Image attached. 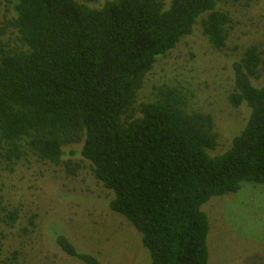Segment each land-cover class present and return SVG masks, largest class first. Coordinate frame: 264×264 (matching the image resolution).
I'll return each instance as SVG.
<instances>
[{
  "label": "trees",
  "instance_id": "1",
  "mask_svg": "<svg viewBox=\"0 0 264 264\" xmlns=\"http://www.w3.org/2000/svg\"><path fill=\"white\" fill-rule=\"evenodd\" d=\"M94 1L0 0V163L34 160L69 177L88 168L150 264H208L203 207L244 183L264 186V50L252 45L232 65L229 102L249 119L219 155L215 120L193 109L187 88L155 86L146 102L139 94L198 24L215 50L227 49L233 20L220 3L257 0ZM19 211L0 192V227L14 226ZM55 242L83 264H102L63 234Z\"/></svg>",
  "mask_w": 264,
  "mask_h": 264
},
{
  "label": "rangeland",
  "instance_id": "2",
  "mask_svg": "<svg viewBox=\"0 0 264 264\" xmlns=\"http://www.w3.org/2000/svg\"><path fill=\"white\" fill-rule=\"evenodd\" d=\"M105 2L96 0L92 5L101 7ZM218 11L233 20L227 49L215 50L198 24L192 36L159 59L139 94V102H146L155 86L187 88L194 95L193 109L215 120L220 143L212 155L229 149L249 119L245 106L236 109L229 102L234 85L232 65L252 45L264 50V0L248 6L220 3ZM72 149L78 148L67 151ZM0 192L10 210H20L14 226L0 227V264H83L59 248L56 233L102 264H150L140 235L111 211L113 193L88 168L78 177H69L61 167L34 160L11 168L0 163ZM203 210L211 227L208 264H264L263 185L244 183L238 193L215 197ZM34 216L36 228L32 230Z\"/></svg>",
  "mask_w": 264,
  "mask_h": 264
}]
</instances>
